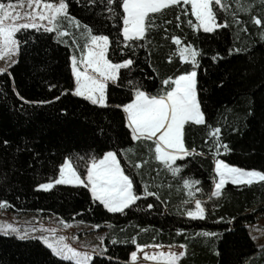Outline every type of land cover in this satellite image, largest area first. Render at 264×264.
<instances>
[{
  "label": "trees",
  "instance_id": "16d2710c",
  "mask_svg": "<svg viewBox=\"0 0 264 264\" xmlns=\"http://www.w3.org/2000/svg\"><path fill=\"white\" fill-rule=\"evenodd\" d=\"M221 2L225 10L216 6L214 11L219 23L227 20L226 28L205 33L195 26L190 4L186 9L169 6L150 14L145 37L131 46L124 44L117 22L101 7L104 0H97L95 7H90L92 0H67L68 12L82 25L80 29L68 27L65 20L64 28L70 35L59 42L54 33L28 30V35L21 37L27 44H21L19 63L9 68L12 75L0 74V200L12 205L0 207V213L34 214L41 219L53 216L60 220V227L72 223L94 228L100 225L104 252L94 256L95 264H130V253L137 245H185L186 255L179 264H264V248L249 234V227L264 216V182H228L219 195L211 196L217 159L264 171V42L260 39L264 28L252 22V16L264 20V2ZM234 18L241 23H235ZM84 24L90 25L94 34L109 35L107 55L113 62L129 56L136 61L130 70H122L119 85L109 83L107 107L92 105L71 91L61 95L74 88L70 57L76 55L79 59L86 52L87 40L80 35ZM173 35L180 38V44L172 40ZM185 46L200 53L198 98L205 123L185 125L183 139L190 155L176 162L181 172L173 175L149 151V145L154 149L151 142L131 140L123 112L116 106L130 97L126 87L129 79L155 95L162 80L191 70L190 60H180L179 51ZM237 48L239 54L235 53ZM217 53L221 58L213 62L211 57ZM13 89L25 100L21 101ZM57 96L60 98L54 100ZM36 101L50 103H29ZM216 128L221 130L218 135L214 134ZM217 139L227 149L217 151ZM5 140L8 147L3 144ZM127 149L131 151L125 155ZM108 150L117 152L122 170L134 180L137 193L143 194L123 213L107 212L82 186L36 189L38 183L49 182L58 174L57 166L65 156L76 163L78 156H100ZM137 163L139 168L135 167ZM185 179L189 180L188 187ZM145 188L157 193L159 199L147 196ZM195 199L204 202L203 219L184 214L193 208ZM148 204L154 207L149 209ZM0 264L72 262L54 258L36 239L0 234Z\"/></svg>",
  "mask_w": 264,
  "mask_h": 264
},
{
  "label": "snow or ice",
  "instance_id": "6c2138e0",
  "mask_svg": "<svg viewBox=\"0 0 264 264\" xmlns=\"http://www.w3.org/2000/svg\"><path fill=\"white\" fill-rule=\"evenodd\" d=\"M24 2L25 0H7V2L0 0V58L8 62V66L0 67V74L12 75L9 66L19 63V56L22 53L21 44H27V40H22L21 37L27 36L28 30L54 33L57 42H59L70 35L64 28L65 20L68 27L80 29L82 25L79 19L71 16L68 12L67 0H59L58 3L49 2V0H27L28 10L22 11ZM189 4L191 5V15L195 17V26L198 29H203L205 33H213L218 28L228 27L227 20L223 24L218 22V14L214 11L216 6L225 10L221 0H104L101 7L107 11L109 17L117 22L116 26L122 33L124 44L131 46L145 37L146 29L152 19L150 14L159 13L169 6L186 9ZM96 5L97 0H92L90 7ZM180 19L181 17L178 15L176 20ZM121 21L122 27H120ZM252 22L264 28V20L259 17L252 16ZM235 23L240 24L241 21L235 19ZM176 27H180V24L177 23ZM83 29L84 31L80 35L87 40L86 52L82 53L79 59L76 55L70 57L74 88L66 89L61 95L71 91L73 95L84 98L92 105L107 107L109 82L119 85L123 79L122 70H130L135 66L136 61L129 56L120 62H113L107 55L110 47L109 35L94 34L91 26L87 24L83 25ZM260 39L264 42V32L260 34ZM172 40L177 44L181 42L180 38L174 35ZM72 43L75 44L76 40L73 39ZM235 53L239 54L240 49H235ZM122 54L126 53L122 51ZM232 54L233 50L229 49V55ZM199 55V51L194 47L185 46L181 49L179 51L180 60L181 62L190 60L191 70L162 80V87L155 95L143 90L138 81L127 80L126 87L131 93L130 97L126 103L116 106L123 112V121L131 140L141 143L151 142L154 149L149 145V151L154 152L155 159L161 161L173 175L181 172V167H178L176 162L190 155L183 139L185 125L205 123V115L198 98ZM220 58L219 53L211 57L213 62ZM223 83L224 81L221 80V86ZM52 87L49 85L50 89ZM16 95L21 101L25 100L18 91H16ZM59 98V96L54 97V100ZM29 103L40 105L50 103V101ZM100 131L103 134V130ZM220 131L219 128H216L214 134L218 135ZM3 144L5 147L9 146V142L6 140ZM214 147L217 151L221 147L227 149V145L220 144L219 139ZM129 151L131 149L125 150V155ZM135 167L139 168L140 164L137 163ZM57 169L58 174L53 179L49 182L38 183L36 189L49 191L55 185L82 186L87 189L91 200L98 202L109 213H123L126 209L133 207L143 195L137 193L134 188V180L122 170L117 152L114 150L104 151L100 156L94 154L78 156L76 163L72 158L65 156L58 164ZM214 171L218 180L214 181V190L211 193L213 197L219 195L227 181L232 184L248 185H252L254 182H264V171L232 166L222 159L215 161ZM184 185L185 187L189 186L188 179L184 180ZM196 191H200V189H196ZM145 194L156 196L159 199L157 193L147 192L146 188ZM188 195L190 198H194L192 192H189ZM203 203L201 199H195V207L188 208L184 214L191 219H203L205 216ZM0 207H12V205L10 202L0 200ZM147 207L151 209L154 205L148 204ZM96 227L99 228L100 225H96ZM37 231L36 228L31 229L33 233ZM39 231L41 234L30 236L27 229L21 231L12 223L0 225V234H15L20 240L36 239L50 250L54 258L70 261L72 264H95L94 254L103 255L104 249L99 246L94 247L91 251L78 250L66 242L65 236L56 235L55 229L41 228ZM46 231H50L52 234H43ZM201 234L215 235L214 233ZM133 242L135 243V239ZM180 247L183 249L185 245H180ZM261 247L264 248V246ZM137 249L143 250L140 245H137ZM185 255V251L159 252L152 255L144 252L146 260H162L163 264H179ZM130 257L138 264L137 251H132Z\"/></svg>",
  "mask_w": 264,
  "mask_h": 264
},
{
  "label": "rangeland",
  "instance_id": "374dc122",
  "mask_svg": "<svg viewBox=\"0 0 264 264\" xmlns=\"http://www.w3.org/2000/svg\"><path fill=\"white\" fill-rule=\"evenodd\" d=\"M28 7L29 6L27 4V0H25L22 11L28 10ZM33 7H35V5H33ZM5 66H8V62L5 59L0 58V67H5ZM81 70H83V68H81ZM214 169H215V162H214ZM215 180H218L216 173H215ZM228 182L230 181H227L226 183ZM213 188H214V183L212 189ZM194 207H195V200L193 202V208ZM7 223H12L13 225L19 227L21 231L27 229L30 233V236H36L41 234L39 231L41 228L49 229V230L55 229L56 235L65 236L66 242L70 243L72 246L76 247L78 250L81 251H85V250L91 251L96 246H99V248H101L100 238L104 234L103 230L82 223H72L67 225L66 227H60L59 226L60 220L53 216H51L48 219H41L34 214H18L14 212H6V211L1 212L0 225H4ZM32 228H36L38 231L33 233L31 232ZM80 233H83V235L78 237L77 235ZM43 234L51 235L52 233L50 231H46ZM249 234L251 235L252 238L255 239L257 245L259 246L264 245V216L256 224L249 227ZM142 248L143 250H138V249L135 250L138 252V264H163L162 260H157V261L146 260L144 258L145 251L148 252L149 255H152L153 253L158 254L159 252L167 253L168 251H173L178 253L180 251H183V249L180 246H160V247L144 246ZM95 255H99V254L97 253L94 254V256ZM130 264H137V262L132 261L130 257Z\"/></svg>",
  "mask_w": 264,
  "mask_h": 264
},
{
  "label": "crops",
  "instance_id": "0c3cea01",
  "mask_svg": "<svg viewBox=\"0 0 264 264\" xmlns=\"http://www.w3.org/2000/svg\"><path fill=\"white\" fill-rule=\"evenodd\" d=\"M213 189H214V188H213ZM213 189H212V190H213Z\"/></svg>",
  "mask_w": 264,
  "mask_h": 264
}]
</instances>
